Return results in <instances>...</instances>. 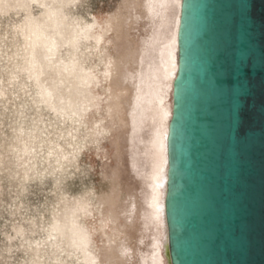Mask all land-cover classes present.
<instances>
[{
	"label": "rangeland",
	"instance_id": "1",
	"mask_svg": "<svg viewBox=\"0 0 264 264\" xmlns=\"http://www.w3.org/2000/svg\"><path fill=\"white\" fill-rule=\"evenodd\" d=\"M67 1L63 8L60 0H0V264H79L81 255L69 250V241L49 237L55 234L54 226L67 230L78 202L92 209L78 221L92 235L99 259L117 235H124L113 229L109 217L118 207L123 232L132 235L126 242L133 251L128 264H151L153 230L142 220L151 197V142L163 135L164 112L171 109L172 116L173 106L162 100L146 108L138 128L120 121L122 114L115 116L108 108L117 99L111 95L105 68L110 59L126 57L134 78L142 68L136 53L148 61L147 41L156 34L161 42L171 38L179 5L165 4L157 19L149 16L150 0ZM62 10L74 26L99 23L107 34L98 50L89 40L74 53L65 45L57 56L49 55L45 39L36 32L50 35V11L61 15ZM123 23V33L117 35ZM71 56L96 77L89 88L96 106L85 112V88L56 63L57 58L68 62ZM129 135L131 145L125 141Z\"/></svg>",
	"mask_w": 264,
	"mask_h": 264
},
{
	"label": "water",
	"instance_id": "2",
	"mask_svg": "<svg viewBox=\"0 0 264 264\" xmlns=\"http://www.w3.org/2000/svg\"><path fill=\"white\" fill-rule=\"evenodd\" d=\"M170 264H264V0H182Z\"/></svg>",
	"mask_w": 264,
	"mask_h": 264
},
{
	"label": "bare ground",
	"instance_id": "3",
	"mask_svg": "<svg viewBox=\"0 0 264 264\" xmlns=\"http://www.w3.org/2000/svg\"><path fill=\"white\" fill-rule=\"evenodd\" d=\"M150 1H152V4L148 5V13L151 18H160L161 10L167 3H177L181 12L182 0ZM73 2L74 1H72V3ZM60 3L63 4V8L68 5L67 0H60ZM140 6H142V4ZM145 15H147V13ZM49 16H53L49 25L51 34L46 35L45 32H43L41 29H38V31L36 32V37L43 36V38L45 39V42L43 43L47 45L49 55L51 57L57 56L59 49L65 45L69 46L74 53L76 52V50H78L82 42H87L89 40H92L94 42V48L99 49L100 44L104 42L106 38V31L102 30L96 20H94L91 24H78L77 26H74L73 24L69 23L66 15L63 13V10L61 15L54 13V11H50ZM179 21L172 29V35L170 39L161 42L160 37H158V34H156L147 41L146 46L148 49V61L144 62L141 59L142 53H140L139 51L136 53L140 56L139 64L142 65V68L138 72L136 71L137 73L136 75H134V78L130 75L132 73L129 74L128 72V60L126 57L117 62L111 61V59L108 61V63L106 62L107 65H110V67L106 66L105 68V78L109 79L108 85L111 89L110 91L112 97L114 98V100L117 99V101L115 100L107 105L109 109H112L115 116L122 114L120 121L135 123L136 127L138 128L140 119L145 114L146 108H153V106H155L162 100H166L172 106V102H169V98L170 93H173V81L176 77L178 69L177 38ZM68 25H71L72 27L67 32L65 31V27H67ZM123 28L124 23L118 29H116L117 35H122L120 33H123V31L121 32V29L123 30ZM155 52L158 56L150 59L151 54ZM71 57L73 58L69 59L68 62L57 58L56 63L63 71L73 73L74 77L77 78L79 85L85 88V93L88 96L83 97V103H89V105H86V107L82 108V112H85L88 107L96 106L94 103V97L91 95V92L89 90L91 86L95 85L96 77L90 74V70L87 71V69H84L80 64V61L75 59L74 56ZM131 77L133 80H136L133 81L134 84H131ZM145 79L147 83L145 82V84L143 85L142 82L145 81ZM118 92H120V94ZM170 111L171 109L168 111V113L167 111L164 112V116H167L168 118H165L163 135H156L151 142L153 148L152 154L154 158V163L150 168L151 171L149 173V189L151 190V197L148 198L146 203L149 205L147 210L144 211V214H142L144 216V219L142 220L145 227L147 228L150 226L153 230V251L152 255L150 256L151 264H164V262L165 264H167V262L170 264L167 243V226L165 218V196L168 182V140L169 125L171 120V115L169 116ZM72 112H75V110H73ZM125 141H127L131 145L132 135H129ZM65 156L66 155H63V157ZM115 205L116 204L109 202V206L114 207ZM115 210L117 211L118 207L115 208ZM116 211H113V213H111L109 217L114 220L113 229L116 232H120L122 234L124 233V235L122 237L120 235H117L115 244L109 249L108 253L101 254V259H99V257L93 250L92 235L78 221L80 216L83 215L85 217L89 216L92 213V209L89 208V204H87L86 202H78V204L74 208H72L71 217L68 221L70 226L67 228V230H63L60 227L54 226L52 231H54L55 234H51L49 237L55 238V242H59L62 239L69 241V243L71 244L69 250H72L73 253H78L81 255L80 260L78 259L79 264H102L106 261L108 262V264H128L129 262H131L130 254L131 252L133 253V251L126 244V242L128 239L132 238V235L130 232H123L125 224L119 222V219L122 218V216L120 215V212L118 213ZM69 250L66 253L67 258H70L72 255V253H69Z\"/></svg>",
	"mask_w": 264,
	"mask_h": 264
}]
</instances>
